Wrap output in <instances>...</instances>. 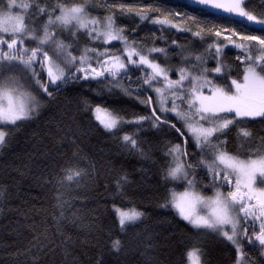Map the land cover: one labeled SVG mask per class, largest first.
I'll return each instance as SVG.
<instances>
[{
  "label": "snow or ice",
  "instance_id": "snow-or-ice-1",
  "mask_svg": "<svg viewBox=\"0 0 264 264\" xmlns=\"http://www.w3.org/2000/svg\"><path fill=\"white\" fill-rule=\"evenodd\" d=\"M193 3L203 14L166 6V0H110L103 5L107 13L99 15L93 14L96 5L89 0H0V125L19 128L21 122L35 119L43 101L51 103L70 85L95 86L98 94L119 89L145 111L128 117L101 105L90 111L124 149L144 155L140 134L145 131L176 137L165 142L162 153L166 192L160 207L174 212L197 234L213 233L230 244L232 264H256L246 245L264 257V138L246 158L228 145L232 133L253 143L247 125L256 120L264 124V14L254 13L248 0ZM213 11L227 15L221 21L210 19ZM233 17L243 21L241 27L234 26ZM37 19L39 24L34 23ZM124 19L133 22L130 30ZM142 26L147 31L137 37ZM177 33L196 46L168 39ZM173 53L180 56L177 64L169 62ZM229 54L239 63H229ZM8 137L7 130H0V149ZM82 159L74 153L60 176L44 180L55 190L60 210L54 217L56 235L62 234L67 219L65 182L79 186L97 178L95 163L80 167ZM129 182L123 171L110 180L118 196ZM104 186L107 189L108 183ZM5 195L0 190V199ZM116 215L124 232L145 213L117 208ZM31 243L37 253L56 247L46 227ZM110 249L121 252V239L111 238ZM202 255L194 248L187 259L201 264ZM39 259L32 255V264ZM96 264H105L102 256Z\"/></svg>",
  "mask_w": 264,
  "mask_h": 264
},
{
  "label": "trees",
  "instance_id": "trees-1",
  "mask_svg": "<svg viewBox=\"0 0 264 264\" xmlns=\"http://www.w3.org/2000/svg\"><path fill=\"white\" fill-rule=\"evenodd\" d=\"M66 2L79 3L82 0ZM89 2L96 5L94 15L107 13L103 5L110 0ZM143 2L147 4L150 0ZM248 2L254 13L264 14V0ZM166 6L193 15L203 14L197 5L184 0H166ZM225 16L213 11L210 19L221 21ZM232 19L236 21L234 26H242V20ZM34 23L39 24L40 20ZM123 23L129 30L133 24L128 19ZM146 31L142 26L137 37H143ZM160 35L156 33L157 37ZM184 35L177 33L174 37L169 35L168 39L175 38L182 44L195 47L194 40L182 39ZM147 41L151 44L153 37L149 35ZM154 42L164 46L159 38ZM161 62H164L163 57ZM169 62L179 63L180 56L173 53ZM228 62L239 63L231 54ZM95 105L117 110L125 117L145 111L119 89L114 93L105 90L98 94L95 86L77 84L68 86L51 103L43 101L35 119L21 122L19 128L3 126L9 137L7 146L0 149V190L6 193L0 199V264H32V255H39V264H96L101 256L105 264H187V252L194 248L202 250V264L205 261L207 264H232L234 249L230 244L213 233L197 234L198 230L192 229L174 212L160 207L166 192L161 175L162 153L165 142L175 140V135L171 132H142L144 155L130 152L116 137L99 127L90 111ZM247 127L253 133V143L242 141L237 133H232L228 145L229 150L241 158L254 152L264 138V124L259 120L250 122ZM74 153L82 154L80 167L95 163L97 178L79 186L74 181L65 182L62 191L69 202L64 209L67 219L60 229L62 234L56 235L54 217L60 210L55 207V190L44 180L53 174L60 176L66 162L73 161ZM121 171L127 173L130 182L124 195L118 196L110 180ZM105 183H108L107 189ZM116 208H135L145 215L121 232ZM45 227L56 247L54 251L37 253L31 242L34 235L44 233ZM117 237L122 241L121 252L110 249L111 238ZM246 250L256 264L264 260L258 248L246 245Z\"/></svg>",
  "mask_w": 264,
  "mask_h": 264
},
{
  "label": "rangeland",
  "instance_id": "rangeland-1",
  "mask_svg": "<svg viewBox=\"0 0 264 264\" xmlns=\"http://www.w3.org/2000/svg\"><path fill=\"white\" fill-rule=\"evenodd\" d=\"M185 2L189 3V4H192V5H196L193 3V0H184ZM214 12H217V13H221L220 11H214ZM227 15V14H226ZM3 126L4 125H0V130H4L3 129ZM117 209V208H116ZM125 211H130V210H125ZM138 222V221H137ZM187 264H190V262L188 261L187 259ZM201 264H202V260H201Z\"/></svg>",
  "mask_w": 264,
  "mask_h": 264
}]
</instances>
